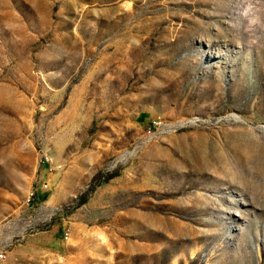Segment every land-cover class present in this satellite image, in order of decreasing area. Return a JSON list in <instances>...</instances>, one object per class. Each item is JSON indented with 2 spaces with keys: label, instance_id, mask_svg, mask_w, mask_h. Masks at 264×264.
<instances>
[{
  "label": "rangeland",
  "instance_id": "374dc122",
  "mask_svg": "<svg viewBox=\"0 0 264 264\" xmlns=\"http://www.w3.org/2000/svg\"><path fill=\"white\" fill-rule=\"evenodd\" d=\"M0 250L264 264V0H0Z\"/></svg>",
  "mask_w": 264,
  "mask_h": 264
},
{
  "label": "built area",
  "instance_id": "2783aa9c",
  "mask_svg": "<svg viewBox=\"0 0 264 264\" xmlns=\"http://www.w3.org/2000/svg\"><path fill=\"white\" fill-rule=\"evenodd\" d=\"M161 124H162L161 121L151 123L146 129V135L153 134V129L157 128L158 126H161ZM34 194H35L34 190L29 193L27 198L29 202L34 198ZM5 257H6V253L3 250H0V263L3 262Z\"/></svg>",
  "mask_w": 264,
  "mask_h": 264
},
{
  "label": "trees",
  "instance_id": "16d2710c",
  "mask_svg": "<svg viewBox=\"0 0 264 264\" xmlns=\"http://www.w3.org/2000/svg\"><path fill=\"white\" fill-rule=\"evenodd\" d=\"M111 178V177H108V179ZM82 202H85L84 200Z\"/></svg>",
  "mask_w": 264,
  "mask_h": 264
},
{
  "label": "bare ground",
  "instance_id": "6f19581e",
  "mask_svg": "<svg viewBox=\"0 0 264 264\" xmlns=\"http://www.w3.org/2000/svg\"><path fill=\"white\" fill-rule=\"evenodd\" d=\"M154 122H159V121H154Z\"/></svg>",
  "mask_w": 264,
  "mask_h": 264
}]
</instances>
